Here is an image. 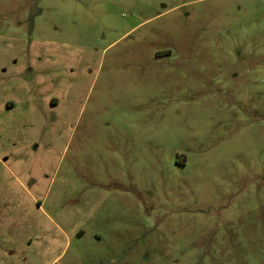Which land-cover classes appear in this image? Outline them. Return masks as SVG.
Segmentation results:
<instances>
[{"label":"rangeland","instance_id":"obj_1","mask_svg":"<svg viewBox=\"0 0 264 264\" xmlns=\"http://www.w3.org/2000/svg\"><path fill=\"white\" fill-rule=\"evenodd\" d=\"M0 264H264V0H0Z\"/></svg>","mask_w":264,"mask_h":264}]
</instances>
